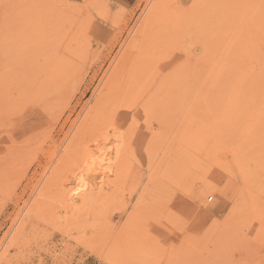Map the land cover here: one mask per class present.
Wrapping results in <instances>:
<instances>
[{
    "label": "rangeland",
    "instance_id": "1",
    "mask_svg": "<svg viewBox=\"0 0 264 264\" xmlns=\"http://www.w3.org/2000/svg\"><path fill=\"white\" fill-rule=\"evenodd\" d=\"M117 1L0 0V264H264V0Z\"/></svg>",
    "mask_w": 264,
    "mask_h": 264
},
{
    "label": "bare ground",
    "instance_id": "2",
    "mask_svg": "<svg viewBox=\"0 0 264 264\" xmlns=\"http://www.w3.org/2000/svg\"><path fill=\"white\" fill-rule=\"evenodd\" d=\"M4 1L6 2V4H9V3H7L8 0H4ZM0 6H1V5H0ZM5 11H7V10H5ZM157 67H158V64H157ZM141 68H142V67H141ZM159 72H160V71H159ZM168 76H169V75H168ZM166 77H167V74H166ZM136 78H137V77H136ZM156 78H157V77H156ZM164 78H165V77H164ZM167 78H168V77H167ZM174 78H175V77H174ZM176 78H177V77H176ZM159 79H160V78H159ZM157 80H158V79H157ZM170 80H172V79L170 78ZM135 81H136V80H135ZM165 81H166V80H165ZM155 82H156V80H155ZM145 83H146V82H145ZM145 83H144V84H145ZM156 83H157V82H156ZM170 83H171V82H170ZM129 84H130V83H129ZM131 84H133V83H131ZM163 84H164V82H163ZM167 84H168V83H167ZM108 85H109V84H108ZM133 85H134V84H133ZM147 85H148V84H146V88H147ZM129 86H130V85H129ZM152 86H153V85H152ZM162 86H163V85H162ZM172 86H173V85H172ZM134 87H135V86H134ZM157 87H158V86H157ZM165 87H166V86H165ZM175 87H176V86H175ZM193 87H194V86H192V87L190 86V89H189L188 91H189V92H195ZM107 88H108V87H107ZM130 88H131V87H130ZM130 88H129V89H130ZM178 88H179V85H178ZM32 89H33V88H32ZM125 89H126V88H125ZM150 89H152V88L150 87ZM162 89H163V88H162ZM162 89H161V90H162ZM18 90H19V89H18ZM106 90H107V89H106ZM151 91H154V89L151 90ZM106 92H107V91H106ZM113 92H114V90H113ZM113 92H111V93H113ZM115 92H116V91H115ZM157 92H158V91H156V93H157ZM153 93H155V92H153ZM170 93H171V92H170ZM106 94H107V93H106ZM116 94H117V93H116ZM159 94H160V93H159ZM112 95H113V94H112ZM175 96H176V95H175ZM114 97H115V96H114ZM100 98H101V97H100ZM131 98H132V97H131ZM138 99H139V98H138ZM173 99H175V97H173ZM103 100H104V99H103ZM100 101H102V100H100ZM123 101H124V100H123ZM96 102H97V101H96ZM97 103H98V102H97ZM97 103H96V105H97ZM174 103H175V102H174ZM174 103H173V104H174ZM97 107H98V106H97ZM96 111H97V110H96ZM99 111H100V110H99ZM93 113H94V112H93ZM93 113H92V114H93ZM103 115H104V114H103ZM121 115H122V114H121ZM99 116H100V115H99ZM87 117H88V116H87ZM121 117H122V116H121ZM103 118H104V117H103ZM85 119H86V117H85ZM154 120H155V119H154ZM84 122H85V121H84ZM159 123H160V122H159ZM80 129H81V128H80ZM69 147H70V146H69ZM68 150H69V149H68ZM68 150H66V152H65L66 154H68V152H67ZM71 150H72V148H71ZM74 150H75V149H74ZM76 152H77V151H76ZM66 154H64V155H66ZM69 155H70V154H69ZM72 155H73V154H72ZM67 157H68V156H67ZM68 159H69V158H68ZM92 160H93V159H92ZM92 160H91V161H92ZM61 161H62V159H61ZM91 161H90V162H91ZM90 162H88V163L90 164ZM68 163H69V162H68ZM93 163H94V160H93L92 164H93ZM62 164H63V163H62ZM89 164H88V165H89ZM67 165H68V164H67ZM96 165H97V164H96ZM98 166H99V165H98ZM98 166H96V169H97V170H99V169L97 168ZM90 167H91V166L89 165V168H90ZM86 168H88V167H86ZM89 168H88V169H89ZM90 169L92 170V169H94V167H93V168H90ZM90 169H89V172H91ZM96 169L94 170L95 172H96ZM106 169H107V168H106ZM84 170H86V171L88 172L87 169H84ZM100 170H101V169H100ZM92 172H93V170H92ZM99 172H100V171H99ZM103 172H104V171H103ZM101 173H102V172H101ZM104 173H105V172H104ZM104 173H103V175H104ZM90 174L93 175V176L95 175V174H92V173H90ZM84 175H85V174L83 173V176H84ZM96 175H97V174H96ZM105 175H108V174L106 173ZM102 177H103V176H102ZM181 179H182V178H181ZM111 182H112V181H111ZM82 183H83V182H82ZM83 184H84V183H83ZM101 184H102V181H101ZM105 184H106V182H105ZM85 187H86V186H85ZM100 188H101V189H100V192H101V190L103 191V188H102L101 186H100ZM90 190H91V189H90ZM83 191H84V190H83ZM87 191H88V192H87ZM86 192H87L88 194H90V191H89V189H88V190H86L85 192H82V193H84L83 197L86 196V194H87ZM85 193H86V194H85ZM99 195H100V194H99ZM104 195H105V194H104ZM86 197H90V196H86Z\"/></svg>",
    "mask_w": 264,
    "mask_h": 264
},
{
    "label": "crops",
    "instance_id": "3",
    "mask_svg": "<svg viewBox=\"0 0 264 264\" xmlns=\"http://www.w3.org/2000/svg\"><path fill=\"white\" fill-rule=\"evenodd\" d=\"M73 1L78 2V0H73ZM133 1H134V0H130V1H129V4H128L127 6H131V5L133 4ZM113 2H114L116 5H117V4H118V5H119V4L122 5V4H121V3H122L121 1L113 0Z\"/></svg>",
    "mask_w": 264,
    "mask_h": 264
}]
</instances>
